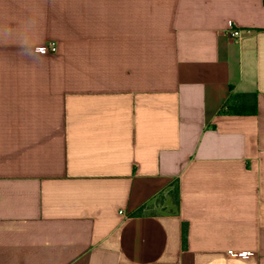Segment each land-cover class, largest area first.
<instances>
[{"label":"crops","instance_id":"obj_1","mask_svg":"<svg viewBox=\"0 0 264 264\" xmlns=\"http://www.w3.org/2000/svg\"><path fill=\"white\" fill-rule=\"evenodd\" d=\"M0 264H264V0H0Z\"/></svg>","mask_w":264,"mask_h":264},{"label":"trees","instance_id":"obj_2","mask_svg":"<svg viewBox=\"0 0 264 264\" xmlns=\"http://www.w3.org/2000/svg\"><path fill=\"white\" fill-rule=\"evenodd\" d=\"M249 94H232L227 102L224 104L222 109L220 110L221 115H229V116H254L256 115V99ZM159 202V201H158ZM171 202L174 207L179 208L180 205V188L179 184H175L173 186V190L171 191ZM154 204H147L141 210H139L138 214H143L145 210L151 215H154L153 211ZM184 238L186 239V230H184Z\"/></svg>","mask_w":264,"mask_h":264},{"label":"built area","instance_id":"obj_3","mask_svg":"<svg viewBox=\"0 0 264 264\" xmlns=\"http://www.w3.org/2000/svg\"><path fill=\"white\" fill-rule=\"evenodd\" d=\"M238 32L234 31L233 32V36H237ZM58 50V46L56 42H50L48 45L46 46H42L40 48L37 49V51L42 54V55H51V54H55ZM242 254L240 253H232L231 256L236 257V256H241Z\"/></svg>","mask_w":264,"mask_h":264},{"label":"rangeland","instance_id":"obj_4","mask_svg":"<svg viewBox=\"0 0 264 264\" xmlns=\"http://www.w3.org/2000/svg\"><path fill=\"white\" fill-rule=\"evenodd\" d=\"M175 209L174 206H171L169 202L159 201L154 204L153 211L158 214L169 212L170 210Z\"/></svg>","mask_w":264,"mask_h":264}]
</instances>
